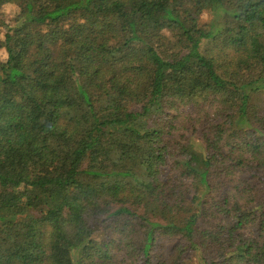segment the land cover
I'll return each instance as SVG.
<instances>
[{
    "label": "trees",
    "instance_id": "obj_1",
    "mask_svg": "<svg viewBox=\"0 0 264 264\" xmlns=\"http://www.w3.org/2000/svg\"><path fill=\"white\" fill-rule=\"evenodd\" d=\"M4 4L19 10L0 44V264H264V0ZM163 31L186 52L164 58Z\"/></svg>",
    "mask_w": 264,
    "mask_h": 264
},
{
    "label": "rangeland",
    "instance_id": "obj_2",
    "mask_svg": "<svg viewBox=\"0 0 264 264\" xmlns=\"http://www.w3.org/2000/svg\"><path fill=\"white\" fill-rule=\"evenodd\" d=\"M179 11L180 10H190V4H182V7H178ZM18 8L15 5L12 4H4L2 6H0V44L2 45V42L4 40V35L6 30V27L11 24V20L13 19V17L18 13ZM181 11V12H182ZM192 13H194V9L192 10ZM197 21L198 24L200 26H205L206 28H213V29H217L219 28L225 21V15L222 14L221 12L217 11H212L210 9H206L203 10L202 12H200L197 16ZM163 35H164V40L166 39L167 41H169L170 43H167L166 47L160 48L161 54L163 55L164 58H170L172 56H174L175 53L177 52H181L180 54H183L186 52L185 48L183 47V45H181L180 43H178V38H175L174 35H171L168 33V31H163ZM260 43L264 44V38H262L260 40ZM212 44V39L210 40H203V42L201 43V48L203 49H208L211 47ZM7 59V54L4 48L0 49V62H5ZM203 80L202 77H200L199 75H196L193 81L194 85H201L203 84ZM261 98V103H264V92L260 95H258L257 98V104L259 103V98ZM148 106L147 103H130L127 105L128 107V113L132 114V115H138L142 112V109L144 107ZM172 114H174V112H172ZM137 117V116H136ZM135 119H131L129 122H127L123 117L121 116H117V115H110V118H112L115 122V126L117 128L122 127V123L125 124H131V125H135L137 122L138 117ZM156 115L154 116V112H150L148 113V115L146 116V120L148 122V124L150 126H153L154 124V120H155ZM145 119V118H144ZM261 126V125H260ZM202 128L203 125L201 127L197 128L196 133L194 134L193 137V141L197 142L198 144H201L203 142L202 140ZM184 135V138H186L187 136L190 135L189 132H181ZM103 133H97L95 135V139H96V145L99 146L101 143V139H102ZM204 143V142H203ZM222 144V142H221ZM222 152L226 153L228 151L227 147H223L222 148ZM118 160V159H116ZM106 164L111 163L109 160L105 161ZM118 163V161H117ZM227 163L229 164V162L227 161ZM225 164V163H224ZM87 167V162H84V164H82L81 169H86ZM232 174H234V176H237L238 171L237 170H232L231 171ZM69 175V171L64 168L63 166H61L60 164H56L53 167L49 168L46 171L45 174V182H46V190L49 192H53V193H58L59 188H60V184L68 177ZM235 178V177H234ZM26 179L28 181L33 182L35 179H37L34 176L28 175L26 177ZM230 184V183H229ZM231 184H233V182H231ZM230 184V185H231ZM263 194V193H262ZM31 214L33 216H37V214H39L38 212H31ZM106 224H100L99 225V229H97V231L95 232L93 238L97 241H102L103 237L107 235V231H106ZM173 239H165L164 237L160 238L157 244V247L155 248L156 250V255H162V256H166L171 248L173 247ZM181 264H197V260L192 258V257H183V259L181 260Z\"/></svg>",
    "mask_w": 264,
    "mask_h": 264
}]
</instances>
